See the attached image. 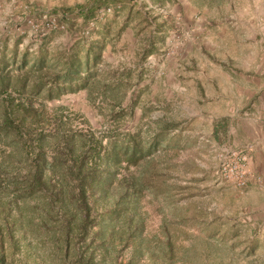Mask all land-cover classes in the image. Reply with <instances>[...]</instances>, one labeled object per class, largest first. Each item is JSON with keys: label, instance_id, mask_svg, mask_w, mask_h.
I'll use <instances>...</instances> for the list:
<instances>
[{"label": "rangeland", "instance_id": "obj_1", "mask_svg": "<svg viewBox=\"0 0 264 264\" xmlns=\"http://www.w3.org/2000/svg\"><path fill=\"white\" fill-rule=\"evenodd\" d=\"M90 1L0 0V41L19 40L21 49L46 40L71 47L82 36L104 43L105 63L87 87L32 101L47 131L61 120L84 131L171 124L179 167L167 180L177 191L145 194V251L124 248L115 264H264V196L248 190L251 112L240 101L247 75L264 71V0H106L84 26L78 9ZM232 154L243 159L244 185L220 173ZM6 248L16 252L10 264H38Z\"/></svg>", "mask_w": 264, "mask_h": 264}, {"label": "trees", "instance_id": "obj_2", "mask_svg": "<svg viewBox=\"0 0 264 264\" xmlns=\"http://www.w3.org/2000/svg\"><path fill=\"white\" fill-rule=\"evenodd\" d=\"M105 1L79 7L84 26L97 22ZM20 44L0 41V264L16 253L6 245L38 264H54L52 253L55 264H115L129 247L143 253V197L170 199L177 191L167 180L179 167L171 124L84 131L61 120L47 131L30 112L32 101L87 87L105 63V45L86 36L58 49L49 40L37 48ZM14 107L32 119L18 118Z\"/></svg>", "mask_w": 264, "mask_h": 264}, {"label": "crops", "instance_id": "obj_3", "mask_svg": "<svg viewBox=\"0 0 264 264\" xmlns=\"http://www.w3.org/2000/svg\"><path fill=\"white\" fill-rule=\"evenodd\" d=\"M253 78V79H252ZM247 82L241 86L244 89L240 101L242 104L250 105L249 121L250 131L247 130L248 144L251 147L248 164L253 179L248 190H254L264 196V71L258 67L254 70V76L247 75Z\"/></svg>", "mask_w": 264, "mask_h": 264}, {"label": "built area", "instance_id": "obj_4", "mask_svg": "<svg viewBox=\"0 0 264 264\" xmlns=\"http://www.w3.org/2000/svg\"><path fill=\"white\" fill-rule=\"evenodd\" d=\"M52 24L55 25V22L52 21ZM57 26V24H56ZM229 159L222 163L220 168V173L225 178L235 180L239 185H244L246 181V169L243 164V159L241 156L232 154L228 156Z\"/></svg>", "mask_w": 264, "mask_h": 264}]
</instances>
